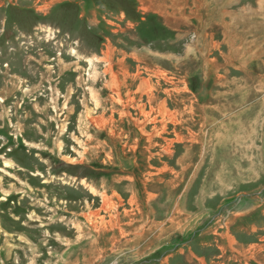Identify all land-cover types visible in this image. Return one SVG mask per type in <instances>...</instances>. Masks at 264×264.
<instances>
[{"label": "rangeland", "instance_id": "374dc122", "mask_svg": "<svg viewBox=\"0 0 264 264\" xmlns=\"http://www.w3.org/2000/svg\"><path fill=\"white\" fill-rule=\"evenodd\" d=\"M0 264H264V0H0Z\"/></svg>", "mask_w": 264, "mask_h": 264}]
</instances>
